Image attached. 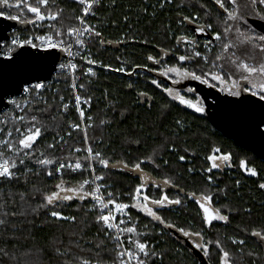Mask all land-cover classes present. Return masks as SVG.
<instances>
[{
	"label": "trees",
	"instance_id": "1",
	"mask_svg": "<svg viewBox=\"0 0 264 264\" xmlns=\"http://www.w3.org/2000/svg\"><path fill=\"white\" fill-rule=\"evenodd\" d=\"M10 3L15 4V0H10ZM51 7L53 11L63 9L59 21L46 20L42 22L43 27L27 24L25 28L16 29L14 34L54 35L48 28L49 24L65 33L70 27L79 25L76 17L81 16V7L76 0H55ZM2 10L5 15L9 12L17 14L15 7ZM246 11V23L244 20L229 21L233 31L228 34V39H235L236 27L241 31L262 34L249 24L247 18L260 19L256 13L264 14V6L257 4ZM93 12L95 14L89 16L86 22L94 26L101 36L87 34L83 39L84 45L76 49L75 56L76 84L78 88L84 85L78 92L83 98H90L91 104L87 109V115L92 117L87 143L83 133L71 127L79 123L75 108L62 112L63 105L72 104L74 99L70 80L62 70H58L48 88L41 91V97L32 93L29 97L18 98L19 109L13 105L8 111L0 113V121L19 115L27 114L29 118L36 115L48 129L42 130V136L34 144L33 159L26 161L27 168L32 171L25 176V166L20 165L15 169L19 179H0V204L4 205L0 213H9L6 217L8 223L0 226V249L4 250L0 253V264H81L82 259L88 260L89 264H113L116 249L114 236L97 222L101 212L93 209L91 197L63 201L55 208L39 207L44 203L42 194L54 191L61 179L60 174L47 176L45 168L34 162L43 158L40 153L66 163L79 159L87 166L89 161H85L84 157L88 155L86 148L89 146L94 153L99 152L102 158L109 161L108 168L97 161L90 163L96 174L104 177L102 182L110 185L117 202L132 204L134 201L129 194L142 182L151 198L167 194L170 199H181L180 205L159 209L149 205L165 224L172 227H166L135 208L128 210L131 216L128 226L134 224L141 235L127 233V236L146 242L149 249L161 254L149 259L148 264H220L219 248L215 243L208 244L210 240H218L220 246L230 253V264H264V247L257 237L251 235L252 231L264 232V189L259 188V184L264 183V161L236 146L213 128L202 97L195 92H187L192 86L173 84L172 81L178 79L174 74L161 75L169 66L195 68L199 74V68L205 67L202 60L180 62L178 57L191 55L195 47L202 55L214 59L221 52L220 43L214 40L209 45V51L195 29L211 24L210 30L205 29L206 39L211 40L209 37L212 38L214 33H223L222 22L226 13L215 0H98ZM27 15L29 18L32 16L30 13ZM184 17L194 22L184 21ZM180 37L185 42H181ZM193 37L197 42L195 45L187 42ZM61 38L69 43L72 40V36L67 35ZM101 40L105 43L102 44ZM150 55L160 63L148 60ZM81 57L96 63L89 64ZM89 68L95 75L86 74ZM119 68L125 71H116ZM153 79L159 87L151 83ZM167 87L179 91L193 103L199 100L205 111L199 113L172 100L164 91ZM220 87L216 89L221 91ZM142 92L147 95L141 96ZM221 92L227 94L226 91ZM41 109L48 111L41 112ZM177 120L183 127L176 124ZM17 126L22 131L26 127L19 122ZM13 127L12 123H0V128H4L0 139L5 138L7 131ZM13 135L17 134L13 132ZM49 144L56 146L48 148ZM215 147H219L221 153H231V161L209 173L206 170L211 161L207 160V156L213 154ZM77 148L81 150L76 151ZM181 155L186 157L184 161L179 159ZM150 157L155 163L148 162ZM140 160L145 161L141 164L143 175L131 170ZM241 160L247 162L248 168H255L258 175L252 176L240 168ZM90 175V170L83 173L64 171L62 178L67 187H72L78 186ZM208 176L212 177V183H209ZM166 178L172 183L163 184ZM224 189L227 195L221 191ZM84 191L91 192L92 187L85 185ZM205 191L214 193L210 206L227 216V221L215 220L209 226L203 219L200 205L186 195L196 193L199 199ZM21 194L24 195L23 200ZM52 210L76 219L55 220L50 215ZM13 212L17 215H11ZM22 212L25 215H19ZM179 229L190 235L184 236ZM195 233H200V236ZM233 240H244L245 243L241 245L233 243ZM197 244L206 245L210 256L205 257ZM57 248L64 255H58ZM250 252L253 255L249 256Z\"/></svg>",
	"mask_w": 264,
	"mask_h": 264
},
{
	"label": "snow or ice",
	"instance_id": "2",
	"mask_svg": "<svg viewBox=\"0 0 264 264\" xmlns=\"http://www.w3.org/2000/svg\"><path fill=\"white\" fill-rule=\"evenodd\" d=\"M76 2L83 6L82 7V15L76 17L79 21V24L83 27L73 26L67 30L65 33L62 29L57 28L53 24H49L48 28L52 30L54 35L46 34L42 36H37L35 39L40 41L42 47L46 46V49H57L60 48L62 51L67 52L70 56L73 55L71 48L72 44L65 41L61 37L67 35L69 37L75 36V43L83 46L84 40L81 39L82 36L87 33L91 37H100L101 33L95 30L94 26H89L86 24V17L90 14L94 15L93 7L98 0H76ZM171 2V0H168ZM55 3V0H15V4L10 3V0H0V8L11 9L15 7L17 10V14L13 15L9 12L5 15L3 10H0V16H3L7 20L17 21L21 24H32L34 26L43 27L44 21H59L62 17L63 9L57 8L55 11L52 10L51 5ZM215 3L219 6L220 9L226 13V16L222 22L223 24V33L216 32L213 34L212 39L216 42H219L221 45V52L218 53L214 59H210L207 55H202L200 51L193 48L191 55H180L178 60L180 62L192 61L195 62L197 58L203 61L205 67L199 68V74L195 68H188L183 66H169L164 68L161 72L163 76H169V74H174L179 79H174L173 84L180 83L181 80L190 79L198 81L200 84L207 85L210 88L220 87L221 91H226L227 94L231 97L240 98L242 94L247 93L250 97L258 99L260 102L264 103V34H258L248 31H241L239 27L235 28L236 37L235 39H228V34L233 31V25L229 24V21H241L245 20V16L247 14V9L253 7L257 4L264 5V0H215ZM28 13L32 14L31 18L28 17ZM260 16L261 20H264V14L256 13ZM184 21H188L189 23H193L189 17H184ZM211 29L212 25L208 24L205 26H198L195 31L204 32L205 29ZM55 37V38H54ZM181 42H185L183 37L178 38ZM102 44L105 41H100ZM188 43H192L195 45V37L191 41H187ZM4 43L0 41V44ZM212 44V40H209L205 43L204 47L208 48L211 51L209 45ZM10 47L8 48V52H13L16 48H23L25 45H30L33 48H36L37 45L33 42L31 38L28 39H19L13 38L10 41ZM259 56V58H257ZM7 59L11 60L12 56L8 55ZM82 59H86L89 64H94L96 61L91 60L87 57H81ZM154 63H160L159 60H154V58L150 55L147 58ZM60 69L64 70L66 65L60 64ZM67 67L75 70L77 65L69 62ZM151 70V69H149ZM116 71H125L124 68L116 69ZM88 74L95 75L91 68L88 69ZM131 74V73H129ZM151 83L159 87L160 85L156 80H152ZM73 88H76L77 85L75 82L72 84ZM80 88H83L84 85H79ZM129 88L132 87L131 84L128 85ZM45 88V84L43 82H37L35 84H28L27 87L23 88L24 93H35L37 97H41V90ZM164 91L171 97L172 100L178 101L179 104L185 105L189 108H194L196 112L202 113L205 111L202 104L197 100V102L193 103L192 100L186 99L185 96L181 95L179 91H176L174 88L167 87L164 88ZM195 89L188 88L187 92H194ZM141 96H146L147 93H140ZM63 100V97L60 98ZM9 103L13 104L16 108H20V104L17 103L16 100H11ZM90 104V98L82 99V97L77 94L75 95V110L79 113L80 118L83 120L85 117V112L81 108V104ZM64 111H68V105H63ZM23 111V109H21ZM31 111V109H29ZM41 112H47L48 109H41ZM55 119V117H53ZM91 120L92 117L89 116L87 118ZM24 124L25 130L22 131L20 126H17V123ZM0 123H12L13 128L9 129L5 134V138L0 139V179L5 180H16L19 179V176L15 169L20 165L25 166V176L30 173L32 170L27 168L26 161L32 160L35 151L34 144L38 140L39 137L42 136L44 131L48 129L41 122V120L36 116L32 115L30 118L25 115H19L7 118L5 121H0ZM103 123V121L101 122ZM176 124L180 127H183L181 121L177 120ZM264 125V121L261 122ZM91 125H89L90 127ZM71 127L75 129H79V124L71 125ZM84 132V142L87 143L89 137L87 135L86 129L82 130ZM258 131L264 135V128H261L258 125ZM4 132V128H0V133ZM15 132L17 135H13ZM71 136V133H68ZM61 140L64 137H60ZM67 143V141H65ZM139 143V141H136ZM55 144H49L48 148H54ZM81 149L77 148L76 151H80ZM175 151V148L172 149ZM86 151L88 153L87 156L84 157L85 161H89L86 166L79 159L76 160L74 164L66 163L60 161L59 159L46 157L44 152H41L40 155L43 157L42 159H36L34 162L38 165H41L45 168L46 174L49 177L60 174L61 179L60 182L55 185V190L50 193L42 194L44 203L39 207L48 209L50 206L55 208L57 205H60L63 201H72L75 199L85 200L88 197L96 202L99 205L101 214L97 216V222L102 223L106 229H115L116 234L113 239L116 242L115 256L113 259V264H132V261L135 260L136 264H148V260L152 257L160 256L161 254L156 253L154 250L149 249V246L146 242H141L138 239H133L131 236L128 238V243L134 246L135 251L132 248L124 247V241L121 238V233H129L134 235H141L137 232L136 226L133 224L132 226H128L131 222V216H128V220L120 219L117 223V214L120 216H124L127 210L137 209L145 212L148 216L152 217L154 220L159 221L161 224H165V221L162 219L160 215L157 214V211H154L152 207L149 205L156 206L157 209L171 206V205H180L182 203L179 197L170 199L167 194H163L160 198H151L148 194H146L145 183L142 182L139 184L132 193H130V198L134 201L132 204H126L122 202H117V200L113 197V193L109 192L107 200H105L104 196L100 194L101 185H97L91 192L84 191V186L89 183H94L96 180H103L102 176H95L92 181L85 179L79 182L78 186L67 187L66 181L63 180L64 171L70 172H81L87 171L91 169L94 174V168H92L91 161H97L105 168L110 167L109 161L101 157L99 152L94 153L92 147H87ZM185 152L188 149H184ZM185 156L181 155L179 159L181 161L185 160ZM207 160L211 161V166L206 170L207 172H212L213 169H218L222 164H227L231 161V153H221V149L219 147H215L213 149V154L207 156ZM145 161L140 160L137 162L131 170H135L143 175V169L141 168V164ZM148 162L155 163L154 158H148ZM123 163V162H120ZM165 164L168 161H164ZM52 166V167H47ZM125 168L128 167L127 164H123ZM230 166V165H229ZM240 168L249 172L252 176H257L258 173L255 168H248L247 162L245 160L240 161ZM159 167V165H157ZM63 170V171H62ZM189 171H193V169H189ZM39 173H37L38 175ZM209 183H212V177L208 176ZM172 183L170 179L166 178L163 180V184L168 185ZM239 184V181H237ZM172 186H176L173 184ZM159 187V185H157ZM260 189H264V183L259 184ZM37 191H39L37 189ZM224 195H227L226 189L221 190ZM190 199L194 200L196 203L200 205V208L203 210V219L206 224L209 226L212 225L214 220H222L227 221L228 217L220 214L219 209L210 208L211 201L213 199L214 193L211 191H205L200 194V198L197 199L196 193L186 194ZM21 199H24V195L21 194ZM112 205L110 208L109 206ZM4 205L0 204V208H3ZM105 210H107V214H104ZM245 211L250 212L251 209H245ZM35 212V210H33ZM9 215L8 212L0 213V226H4L8 223L6 217ZM11 215L15 216L17 213L13 212ZM19 215H25V213H19ZM50 215L55 220H70L75 221V217H67L62 214L61 211L52 210ZM124 225V227H121ZM166 227H172L171 224H165ZM184 236H189L190 233L185 231L184 229H179ZM194 235L200 236V233H195ZM252 236H255L259 239V242L262 247H264V232L261 231H252ZM208 244L215 243L217 248L221 253L220 256V264H230V253L226 251L224 248L220 246V242L217 240L215 242L208 241ZM233 243H239L243 245L245 243L244 240H233ZM198 248L203 251L205 257L210 256L209 248L206 245H196ZM3 249H0V253H3ZM58 255H64L63 252L60 251L59 248L56 249ZM7 255V253H4ZM249 256L253 255V253H248ZM81 264H89V261L86 259L81 260Z\"/></svg>",
	"mask_w": 264,
	"mask_h": 264
},
{
	"label": "water",
	"instance_id": "3",
	"mask_svg": "<svg viewBox=\"0 0 264 264\" xmlns=\"http://www.w3.org/2000/svg\"><path fill=\"white\" fill-rule=\"evenodd\" d=\"M247 21L264 34V21L248 17ZM27 24L11 21L0 16V41H8L12 32ZM0 44V113L9 108V98L19 96L29 83L49 81L65 58L62 50H41L31 46L16 49L9 60L2 55ZM195 93L205 101L210 124L240 148L252 152L264 161V135L258 125L264 121V103L247 93L240 98L231 97L216 88L198 81H190Z\"/></svg>",
	"mask_w": 264,
	"mask_h": 264
},
{
	"label": "built area",
	"instance_id": "4",
	"mask_svg": "<svg viewBox=\"0 0 264 264\" xmlns=\"http://www.w3.org/2000/svg\"><path fill=\"white\" fill-rule=\"evenodd\" d=\"M79 6L81 7V15H82V7H83V6H81V5H79ZM94 6H95V5H94ZM93 9H94V7H93ZM89 16H92V14L88 15V16L85 18L86 21H87V18H88ZM86 24H87V22H86ZM78 26H79V27H83V26L80 25V24H79ZM14 31H15V30H14ZM14 31L12 32V34H11L9 40H8V41H5V42L3 43V46H2V55H3L4 57H7L8 55H11V56H12L13 52H14L16 49H18V48H16V49H15L13 52H11V53L8 52V48L11 46V45H10V41H11V39H13V38H19V39H21V40L31 38V39L33 40V42L37 45L36 48L41 49V50H47V49H46V46H45V47H42L41 44H40V41L37 40V39H35V38L37 37V35L21 36V35H18V34H14ZM86 36H87V33H85V35L82 36L81 39L83 40L84 37H86ZM75 39H76V37H75V36H72V40H71V42H70V43L72 44L71 51H72L73 55L70 56L67 52H64V51H63V52L65 53V58H64V60L62 61V63H60V64H65V65H66L65 69L62 70V71H64V73H65L67 79L70 80V86H71V88H72V90H73V94H74L73 103H72V104H70V103L67 104V105H68V109H70L71 107H74V108H75V95L79 94L78 91H79V89H80V88H78V86H77L76 88H73V87H72L73 82H75V84H76V81H77V78H76V69H75V70H72L71 68L67 67V65L69 64V62L75 64L76 49L80 46V45H78V44L75 43ZM25 46H30V45H25ZM57 50H61V49H60V48H57ZM60 64H59V66H60ZM58 70H61L60 67H58ZM58 70H57V72H58ZM57 72H56V73H57ZM56 73H55V74H56ZM55 74L53 75V77H52L49 81L43 82V83L45 84V88L42 89L41 91H44V90H46V89L48 88V85L51 83V80L54 78ZM86 74H88V71L86 72ZM31 84H35V83H31ZM76 85H77V84H76ZM27 86H28V85H26V86H24V87H27ZM24 87H23V88H24ZM31 94H32V93H24L23 90H22V92H21V94H20L19 96H16V97H13V98H9V99H8V102L11 101V100H16V99H18V98L29 97ZM79 95H80V94H79ZM80 96H81V95H80ZM81 97H82V96H81ZM82 99H86V98H83V97H82ZM11 106H13V104L9 103V108L6 109V110L3 111V112L8 111V110L11 108ZM81 108H82V109L84 110V112H85V117H84L83 120H82V119L80 118V116H79V113L77 112V113H78V116H79V123H78V124L80 125V128H79V129H75V128H73V130H80V131L83 133V135H84V132H83L82 130H83V129H86V131H88V128L92 127V119H91V120H88V119H87V118L90 116V115H87V109L89 108V105H88V104H84V103H82V104H81ZM62 112L65 113L64 108H63ZM89 125H91V126L89 127ZM74 163H75V162H74ZM74 163H72V164H74ZM91 165H92V164H91ZM92 168H94L93 165H92ZM89 170H90V172H91V175H90V177L88 178V180H89V181H92L93 178H94V175H95V176H98V175L96 174L95 171H94V174H93V172L91 171V169H89ZM94 170H95V169H94ZM62 171H63V170H62ZM87 185H90V186L92 187V190H93L97 185H101L102 187H101V192H100V194H102V195L104 196L105 200H107L108 193H109V192L112 193V189H111L110 185H108V184H106V183H103L102 180H96L94 183H89V184H87ZM109 207L111 208L112 205H110ZM93 209H98V210H100L99 205H98L96 202H94V201H93ZM104 214H107V210H105ZM128 215H129L128 210H127V212H126V214H125L124 216H120L119 214H117V221H116V222L118 223L120 219H124V220L127 221V220H128ZM121 227H124V225H121ZM110 231L112 232L113 236H115V234H116V230H115V229H110ZM121 238H122V240L124 241V247H126V248H132V250L135 251L134 247L128 243V238H129V236H127V233H121ZM114 242H115V240H114ZM115 243H116V242H115ZM132 264H136L135 260L132 261Z\"/></svg>",
	"mask_w": 264,
	"mask_h": 264
},
{
	"label": "flooded vegetation",
	"instance_id": "5",
	"mask_svg": "<svg viewBox=\"0 0 264 264\" xmlns=\"http://www.w3.org/2000/svg\"><path fill=\"white\" fill-rule=\"evenodd\" d=\"M0 10H2V8H0ZM206 32H207V31H204V32H198V31H197V34L200 36L199 39L201 40V42H202L203 45H205V43H206L207 41H209V40L206 39V38H207V36H206L207 33H206ZM209 39H211L212 42H214V40H213L212 38L209 37ZM196 43H197V42H196ZM190 81H194V80H190V79L188 80V79H186V81H184V82L182 81V83H179V84L182 85V86H183V85L185 86V84L188 85V82H190ZM206 86H207V85H206ZM192 88L194 89V87H192ZM204 103H205V101H204Z\"/></svg>",
	"mask_w": 264,
	"mask_h": 264
},
{
	"label": "rangeland",
	"instance_id": "6",
	"mask_svg": "<svg viewBox=\"0 0 264 264\" xmlns=\"http://www.w3.org/2000/svg\"><path fill=\"white\" fill-rule=\"evenodd\" d=\"M263 6H264V5H263ZM177 78L179 79V77H177ZM188 80H189V79H188ZM182 81L184 82V81H186V79H185V80H181L180 83H182ZM188 83H189V82H188ZM185 85L187 86V84H185ZM223 165H225V164H222L221 167H222ZM74 199H75V198H74ZM209 206H210V205H209ZM210 208H212V207L210 206ZM142 212H143V211H142ZM143 213H145V212H143ZM145 214H146V213H145ZM146 215H147V214H146ZM147 216H148V215H147ZM149 217H150V216H149ZM214 221H215V220H214ZM188 239L191 240L190 237H189Z\"/></svg>",
	"mask_w": 264,
	"mask_h": 264
}]
</instances>
